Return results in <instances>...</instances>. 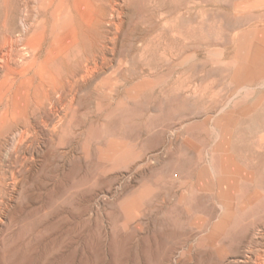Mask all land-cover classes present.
I'll return each instance as SVG.
<instances>
[{"label": "rangeland", "instance_id": "rangeland-1", "mask_svg": "<svg viewBox=\"0 0 264 264\" xmlns=\"http://www.w3.org/2000/svg\"><path fill=\"white\" fill-rule=\"evenodd\" d=\"M252 1L121 0L128 86L100 100L98 125L76 127L49 186L2 225L0 264L264 261V80L237 62L243 35L264 28ZM228 169L239 190L223 198L208 181Z\"/></svg>", "mask_w": 264, "mask_h": 264}, {"label": "bare ground", "instance_id": "bare-ground-1", "mask_svg": "<svg viewBox=\"0 0 264 264\" xmlns=\"http://www.w3.org/2000/svg\"><path fill=\"white\" fill-rule=\"evenodd\" d=\"M0 1L1 230L6 220H14L29 202L32 187L49 186L52 168L59 166L57 160L65 157L72 145L68 136L85 132L77 131L82 123L93 131L100 100L112 96L117 83L128 86L131 76H125L122 59L117 60L118 66L115 64L119 52L124 56L130 38L122 40L128 29L121 0ZM252 4L264 10V0L244 7L251 10ZM243 37L237 46V62L250 81L259 83L264 80V28L255 26ZM140 77L132 86L136 97L145 90ZM126 93L130 94L128 89ZM112 150L121 152L116 147L105 152ZM219 171L217 181L209 180L208 185L223 198L234 197L239 190L237 185L232 187L237 171L228 169L230 177ZM257 261L264 264L262 259Z\"/></svg>", "mask_w": 264, "mask_h": 264}]
</instances>
